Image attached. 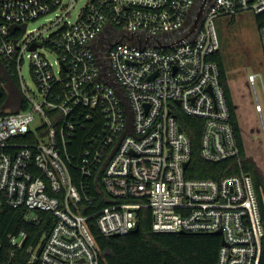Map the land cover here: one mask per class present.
Returning a JSON list of instances; mask_svg holds the SVG:
<instances>
[{"label":"built area","instance_id":"2783aa9c","mask_svg":"<svg viewBox=\"0 0 264 264\" xmlns=\"http://www.w3.org/2000/svg\"><path fill=\"white\" fill-rule=\"evenodd\" d=\"M77 1L0 0V207L22 209L30 224L51 217L35 245L26 231L0 234V264H105L89 220L106 236L127 235L142 209L156 233L222 236L217 264H261L264 226L251 177L188 178L192 143L178 114L204 121L202 160L240 162L211 59L221 49L215 20L264 22V0H88L71 23ZM52 14L49 34L29 30ZM14 24H26L25 33H12ZM258 34L264 51V24ZM26 60L36 91L22 75ZM248 80L262 116L264 78L255 71ZM10 95L17 108L7 111ZM87 127L76 163L70 146Z\"/></svg>","mask_w":264,"mask_h":264},{"label":"trees","instance_id":"16d2710c","mask_svg":"<svg viewBox=\"0 0 264 264\" xmlns=\"http://www.w3.org/2000/svg\"><path fill=\"white\" fill-rule=\"evenodd\" d=\"M254 19L258 30L264 24L263 17L254 16ZM211 59L219 66L220 82L225 92L231 123L241 150V159L240 162L228 160L220 164H210L202 160L200 149L204 121L180 113L178 114V121L192 143V156L186 176L191 179H220L227 175L238 174L241 171L245 172L252 179L264 226V152L259 151L258 157L256 151L260 149H251L249 141L246 139V126L242 120L234 91L229 83L222 50L216 52ZM12 79L15 84H18L16 77ZM4 100L5 97L2 98L0 104ZM91 134L92 131L89 130V127L78 130L69 150L76 163L80 162L82 152L88 144ZM105 205L103 202L97 207H91L84 214L90 216ZM42 215L47 222L30 224L26 222L25 213L22 209L0 207V234L6 237L8 234L26 231L30 235L28 246L35 245L44 232L50 228V214L43 212ZM138 217L139 230L122 236H106L100 232L95 218L89 220L92 234L103 254L105 264H217L222 236L198 233H156L152 228L150 209L140 210ZM261 264H264V239Z\"/></svg>","mask_w":264,"mask_h":264},{"label":"rangeland","instance_id":"374dc122","mask_svg":"<svg viewBox=\"0 0 264 264\" xmlns=\"http://www.w3.org/2000/svg\"><path fill=\"white\" fill-rule=\"evenodd\" d=\"M70 4L73 0H67ZM88 0H78L75 2V9L69 17L71 23H75L81 14L82 9ZM62 14L61 12H58ZM56 16L52 14L32 23L29 30L44 31L49 34L52 22ZM217 36L221 44V50L225 59L228 79L232 87L237 105L242 114L245 124L246 139L249 141L251 149H260L264 152V111L262 116L256 111V99L254 90L249 86V74L258 71L264 78L263 50L260 43L255 19L252 15L242 17H223L215 20ZM22 75L30 90L36 91V86L30 73V62L26 60L22 69ZM4 75L0 72V81L3 82ZM257 94L264 108L263 90L257 88ZM16 97L10 95L6 102V110L16 109ZM4 103V102H3Z\"/></svg>","mask_w":264,"mask_h":264},{"label":"water","instance_id":"95a60500","mask_svg":"<svg viewBox=\"0 0 264 264\" xmlns=\"http://www.w3.org/2000/svg\"><path fill=\"white\" fill-rule=\"evenodd\" d=\"M196 20L202 22V20H203V15L200 13V14L198 15V18H196ZM198 27H199L198 23L194 24V25L190 28V33H189V35L195 33V32H196V29H197ZM17 29H20L23 33H25V31H26V24H24V25H22V26H19V25H16V24L11 25V31H12V33L15 32V30H17ZM180 41H182V38L180 39ZM16 42H17V40H15V43H16ZM31 49H32V50L37 49V45H33V46L31 47ZM1 98H2V90L0 89V100H1ZM187 165H188V164H186L185 167H187ZM138 230H139V228H136L133 232H137ZM221 233H222L221 231L218 232V234H221ZM181 234H184V233H181ZM117 236H119V235H117ZM223 243H224V242H223Z\"/></svg>","mask_w":264,"mask_h":264}]
</instances>
